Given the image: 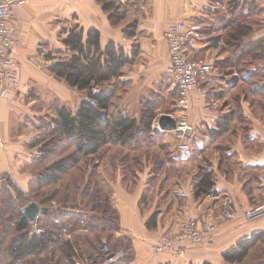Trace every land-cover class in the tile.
<instances>
[{
  "label": "crops",
  "instance_id": "crops-1",
  "mask_svg": "<svg viewBox=\"0 0 264 264\" xmlns=\"http://www.w3.org/2000/svg\"><path fill=\"white\" fill-rule=\"evenodd\" d=\"M132 20H137V29L133 36L126 37L122 29ZM177 21H193L201 26L202 40L188 48L189 55L220 62L205 79V93L192 95L191 108L186 113L193 129L189 138L199 145L191 147V152L203 156V164L213 171L217 193L196 200L192 183L198 171L197 166L189 162L194 156L189 153L192 158L182 160L179 155L182 151L165 145L175 159L165 162L164 168L168 171L158 175L160 180L153 187L155 197L151 201L147 199L140 205L151 177L150 164H146L133 181L124 183L119 175L112 181L107 180L111 187L112 207L119 213V228H113L112 237L131 240L134 257L129 264H198L204 261L226 264L222 257L225 250L252 233L264 232V216L248 221L242 215L249 207L264 201V69L251 70L258 58L243 63L232 55L234 51L239 53L240 48L251 44L257 46L264 40V0H136L118 26L109 23L107 14L95 0H22L15 17L8 22L10 33L20 39L14 54L20 85L0 93V171L4 172L13 163L12 151L9 157V151L5 153L1 147H30V139L37 137V132L43 129L39 120L44 121L50 115L47 104L53 98L62 104L69 101V87L54 79L48 71L49 65L40 59V55L48 52H64L59 37L78 25L85 30L96 28L102 47L109 40L124 41L125 46H128L127 42L137 45V61L125 66L124 78L132 81V90H151L162 84L169 63V48L163 32ZM240 25L248 26L250 30L232 52L224 44V38L229 30ZM260 51L258 49L256 53ZM247 77L250 78L245 80ZM212 107L219 111L220 117L210 112ZM167 113L175 119L183 115L180 110ZM230 116L227 130L219 137L210 138V132L218 130V123ZM24 120L35 122V126L26 123L18 125L17 129L16 122ZM198 130L201 141L192 137ZM159 132L177 135L175 131ZM180 167L186 170H176ZM24 175L19 177L20 186L23 183L26 187L29 175ZM13 180L18 182L17 178ZM161 185L163 189H160ZM227 194L234 200L236 215L224 220L221 218V201ZM54 208L50 206L53 214L95 216L80 208ZM155 212L156 224L148 227L146 223ZM189 218L215 226L208 240L197 246L186 245L183 254L176 255L177 247L161 252L154 250L162 234L175 231L182 219ZM83 224L65 237L70 239V244L75 243L73 236H77L83 247L85 236L96 229L84 228ZM90 253V262H96L100 254ZM69 260L67 257L64 263Z\"/></svg>",
  "mask_w": 264,
  "mask_h": 264
},
{
  "label": "trees",
  "instance_id": "trees-1",
  "mask_svg": "<svg viewBox=\"0 0 264 264\" xmlns=\"http://www.w3.org/2000/svg\"><path fill=\"white\" fill-rule=\"evenodd\" d=\"M95 1L100 4L103 12L107 14L108 21L112 26L121 25L126 19L127 11L132 5L136 4V0H129L130 2H127V0ZM136 29L137 20H132L124 25L122 32L126 37L133 36ZM249 30L250 28L248 26H235L228 31L224 38V44L233 52V50H236V46L241 44L242 37ZM62 36L59 38L66 50L64 52L60 51L63 54L62 57H59L57 62L50 65L48 71L66 86L86 93V96L93 100L94 104L81 98L74 111L62 105L55 108L56 121H54V124L57 127L53 129L56 134L52 137L55 138L57 136L58 140L61 141L68 140L69 142L75 143L76 147H74L73 153L60 156L55 159L56 161L50 159V165L44 168L43 164H41L43 159L46 156L54 154L58 148L52 147V145L50 146L48 144L50 140L45 141L41 138L35 140L34 142L36 143L33 146H37L39 152L33 156L31 169L34 175L29 178L28 182L31 186H37L39 190H44L60 182L64 175H67L70 170L76 168L81 158H87L88 162L93 159L94 162L95 157L104 146L115 145L124 149L126 154L128 153L125 159L127 160L129 158V161L132 163V171H130V173H133L132 180H134L137 172L143 170L146 164H150L151 177L141 197L140 205L145 204L147 199L151 201L155 197L153 187L158 183V175H161L165 170L168 171V169L164 168L165 162L167 160H174L175 158L166 147H152V142L155 140L151 127L153 119L152 109L147 114L143 113L144 115L139 121L136 118L122 113V111H114L112 109L118 88L127 82V79L124 78L125 66L132 65L137 61L139 53L138 46L133 44L129 50H126L122 44L109 40L102 47L100 43V32L96 28L85 30L78 25L72 26L65 36ZM263 48L264 40L260 44H257V46L256 44H251L240 48L239 53H235L234 51L232 55L237 57L238 61L242 60L243 63H246L247 59L255 60L258 58L260 60L263 58ZM258 49L261 51L256 53ZM215 63L218 66L220 62L215 61ZM249 78L247 77L245 80ZM95 85L100 86L101 90L97 93H92L91 89ZM230 118L231 116L221 120L218 123V130H214L212 133L210 132V138L221 136L227 130L226 127L229 124ZM146 143L151 147H141V145ZM106 148L110 149L111 147ZM190 151L193 150L191 149ZM139 152L143 154V159ZM192 156H194V159L197 156V152L194 155L192 153ZM192 156L190 155V159ZM138 159L144 163L143 166L141 165L139 167L140 169L135 164ZM101 160L103 161V159ZM96 164H93L92 170L89 171V176H87L89 178L88 184H84L82 189L80 188V183L83 184L85 180V164L79 167V175L81 176L79 177L78 175L75 180L66 184L61 190L64 192V198H67L71 194L73 183L76 182L78 192L80 191V199H86V203L82 207H79V210L86 211L87 213L93 212L95 216L85 217L87 215L85 213L84 215L83 213H81L82 215L78 213L63 215L62 212L53 214L50 210V203H52L54 197L49 196L39 201L32 199L39 206L48 208V212L38 219L40 223L44 218L48 222L42 225L44 230L41 233H29L26 229L30 223L21 212V209L29 203L27 197L25 196L21 199L22 204L19 205V208L14 205V202L12 205L4 202L0 208V264H15L23 257L27 258L33 255L39 257L49 247L54 250L52 251L54 254L53 259L50 258L48 260L49 262L52 259V264H65L64 260L67 257L70 259L67 264H74L73 261L75 259L90 262L92 259L90 252L100 254L102 245L100 244V238L102 234L109 237V239H115L112 237V230L113 228L116 230L119 228V213L111 204V187L108 185L106 178L102 177V174L99 173V165L97 166ZM38 167H40V171L37 170ZM196 168L198 175L192 183V191L195 199L200 201L203 198L217 193L214 189L215 175L213 171L207 169V165L203 164L202 161L197 162ZM126 170L124 169L125 174L122 177L124 180H127L130 176ZM95 175L100 176L102 178L101 181L95 182L93 180L96 177ZM3 182L7 187L12 186L9 180L4 179ZM163 187L161 185L160 189H163ZM176 197H180V195H176ZM66 201L68 200L66 199ZM156 216L157 213L155 212L148 219L146 223L148 227L155 226ZM4 221L7 222L5 226ZM82 224L84 228H89L90 230L96 228L94 232L85 236V245L83 247L80 245L81 239L79 240L77 236H73L75 239L74 244L69 243L70 239L62 238L59 247L57 245L54 246L55 242H57V236L62 233L63 227L66 228L68 235L72 233V229H76L77 226ZM10 230L13 232L12 239L6 247L3 243L5 242L6 234ZM115 240V248L123 247L125 256L113 264H129L134 257L131 240L126 238ZM261 246L264 249V232H255L237 241L234 246L225 250L222 253V257L226 264H263L261 262L264 261V256L259 255L256 257L251 255L255 249L258 252V248ZM263 249L260 250V253H263ZM83 254L87 258H84ZM45 261L46 259L43 261L44 263H41L48 264ZM198 264L211 263L204 261Z\"/></svg>",
  "mask_w": 264,
  "mask_h": 264
},
{
  "label": "rangeland",
  "instance_id": "rangeland-1",
  "mask_svg": "<svg viewBox=\"0 0 264 264\" xmlns=\"http://www.w3.org/2000/svg\"><path fill=\"white\" fill-rule=\"evenodd\" d=\"M70 23H71V20H70ZM72 25H74V24H72ZM63 36H65V35H63ZM118 43L122 44L126 50H129L131 48V45H129L128 42L126 43L128 46H125L124 41L123 42L118 41ZM62 49H63L62 51L65 50V48H62ZM62 55L63 54L59 53V52L58 53L57 52H48L45 55H40V59L41 60L43 59V63L50 66L54 62L58 61L59 57H62ZM125 74H126V68H124V75ZM54 79H56V78L54 77ZM56 80L59 81L60 83L64 84L62 81H60L58 79H56ZM126 81L127 82L125 84L121 85V87L118 88V91L115 94L116 97H115L113 104H112V109L114 111H117V110H119L120 112L122 111V113L129 115L130 117L134 116V117H136L137 121H139V119L142 118V116L144 114L149 113L150 110L152 109L151 113H153V119H152L151 127H152V134L155 136V140H153V142H152V144H153L152 147H165V145H171V147H176V142L178 140V136L174 135L172 132L171 133L170 132H163L162 134H159V133H161V132H159V131H161V129L159 128L158 123H157V118L161 114L167 113L168 111H171V110H173V111L174 110H180L176 106H174L176 104V101H175L176 92H175V90L169 88L165 83L163 84L164 80H163L162 84H160L155 89H151V90H148L146 88H142V89L140 88L138 90L137 89L132 90V87H133L132 81H129V80H126ZM69 89H70L69 94H68L69 95V101L67 103L62 104L58 99L53 98V100L50 102L51 105L47 104V114L50 113L49 117H46L47 119L44 121L42 119L36 120V122H38V120H39L38 123H40V125L43 126V129L39 130L37 132L38 133L37 138L33 137L30 139V142H29L30 147H1V150H3L5 153H7V151H9V157H10V152L12 151L13 163H10L4 172L0 171V208L2 207L4 202L6 204L9 203L11 205L14 202V205L19 208V205L22 204L21 199H23L25 196L27 197L29 202H32V199H36L39 201L40 199L47 198L49 196L54 197L53 198L54 200L52 201V203H50L51 207H55L54 209H58V208H56L57 206H59V207L69 206V207H75V208L82 207V205L86 203V201H85L86 199H84V200L80 199V197H79L80 191L78 192L76 182L73 183L72 188H71V194L68 195V197L66 196L67 198H64V196H65L64 192L61 190L63 189L62 187H64L66 184H69V182H72L73 180H75L78 177V175L80 174L79 167L84 165V164L86 165V171H85L86 175H85L84 183L83 184L80 183L81 189L84 187V184L85 185L88 184L89 178L87 176H89V171L92 170L93 164L95 165L96 163H97L96 164L97 166L99 165V169H100L99 173H103L102 177H105L106 180L112 181V180L117 178V175L123 177V175L125 174L124 169L125 170L128 169L126 171L129 172L128 175H130V176L128 177L127 180H124V183H127L128 180L133 181L132 180L133 179V173H130V171H132L131 170V164L132 163H131V161H129V158H127V160L125 159V156H127L128 153L126 154L125 150L120 148V146L110 145V146H104V148L100 151V153L95 157L94 162H93V159H91L88 162L87 158H81L79 160V164L76 166V168L70 170L69 173L67 175H64L62 177L61 181L57 182V184H55V185L49 186V187L45 188L44 190L43 189L39 190V188L37 186H33V185L31 186V184L28 182L29 181L28 180L26 187L24 186L23 183H22L23 186H20L21 182H20L19 177L21 174L23 176H25L24 174H28L29 175L28 179L34 175V173L32 172V169H31V166H32L31 162H32L33 156L39 152L37 146H33L36 143V142H34L35 140H38L39 138H41L42 140H45V141L50 140L48 144L50 146L52 145V147L58 148L54 154L46 156L43 159L41 164H43L44 168L46 166L50 165V163H51L50 159L53 161H56L55 159H57L60 156H66L68 154L73 153L74 147H76L75 143L69 142L68 140H62V141L58 140L57 136L55 138L52 137L53 135L55 136V134H56V132H54L53 129H55L57 127V125L54 124V121H56V113H54L55 108L62 105V106L67 107L69 110L74 111L75 107L77 106L78 99H80L82 97L84 99L87 95L86 93L81 92V91H77L74 88L69 87ZM26 123H32V127L35 126V124H34L35 122L27 121V120H24L23 122L18 123V124L16 122L15 125H16V128L18 129L19 126L25 125ZM33 130H34V128L32 129V131ZM176 134H177V132H176ZM192 137L198 138V140H200V141L203 140V139H201L202 136H201L200 130H198V133H194ZM189 142L191 144V147H197V146L199 147V145H197L194 141H191L190 138H189ZM106 147H111V148L107 149ZM141 147H151V146L147 145V143H146L144 145H141ZM25 151H27L28 154ZM190 152L188 151V152L179 153L180 158L182 160L183 159L188 160L190 158L189 157ZM18 153H20V154H18ZM22 154H24L25 156ZM139 154H140V152H139ZM140 156L143 159V154H140ZM101 159H103V161ZM203 160H204L203 156L197 155L194 159L190 160L189 162H192V163H194L193 165L197 166V162L203 161ZM135 164H136L137 168H139L141 165L142 166L144 165V163H142L140 161V159H138L137 163H135ZM37 170L40 171V167H38ZM176 170L184 171L186 169L184 167H180ZM80 176L81 175H79V177ZM14 178L15 179L17 178L18 182L15 183L13 180ZM4 179L9 180V182L12 184V186L11 187L5 186L3 184ZM101 179L102 178L100 176H96L95 178H93V180H95V182H97V181L99 182V180L101 181ZM17 184L21 188H19V186ZM66 199L68 201H66ZM47 222L48 221L45 218L42 219L41 223H40V220H38V222H36L37 226L35 225L34 227H33L34 223L33 224L30 223L29 227L26 230L29 231V233H37L36 230H38V229L43 231L44 228L42 227V225L46 224ZM6 223L7 222L4 221V226ZM0 230H1V222H0ZM12 234H13V232H12V230H10L9 233H7L5 236V242L3 241L4 242L3 244L6 245V247L8 246L9 241L12 239ZM65 237H66V235H63V234H60L59 236H57V242H55L54 246L57 245L59 247L60 240H62V238H65ZM104 241L109 244L111 249H114V250L121 249L124 252L123 247L115 248V246H116V240L115 239H109V237L102 234L101 238H100V244H102V242H104ZM46 249H45V252H43L44 254H41V256H39V257L34 256V255L27 257V258L23 257L22 259H20V261L18 263H15V264H42L41 262H43L45 259H46V261H45L46 263L52 264V259H53L52 257L54 256L52 251H54V250H52L51 247H49V249L48 248H46ZM54 249H55V247H54ZM258 249H259L258 252H257V249L253 250L251 255H254L256 257L259 255L264 256V249L262 248V246L259 247ZM261 249H263V253H260ZM76 251L78 253H80V251L78 249H76ZM63 257H64V254H63ZM50 258H52V259L48 262V260ZM76 260H79V259H76ZM73 262L75 264V260ZM86 263H89V262H86ZM261 263L264 264V261Z\"/></svg>",
  "mask_w": 264,
  "mask_h": 264
},
{
  "label": "built area",
  "instance_id": "built-area-1",
  "mask_svg": "<svg viewBox=\"0 0 264 264\" xmlns=\"http://www.w3.org/2000/svg\"><path fill=\"white\" fill-rule=\"evenodd\" d=\"M21 5L22 0H0V93L16 89L20 85L17 76L18 62L14 56L15 50L20 46V39L10 33L8 22L15 17ZM163 38L169 48V63L165 67L163 80L169 88L175 90V105L183 112L182 116L176 118V129L180 131L177 133L176 148L178 151L188 152L191 150L189 137L193 129L186 113L191 108L192 95L205 93V79L216 70L217 65L212 59L189 55L188 48L202 40L201 26L198 23L177 21L164 30ZM262 54L263 58L252 66V71L264 69V48ZM100 90V86L96 85L91 89L92 93H97ZM84 99L94 104V101L87 96ZM210 112L214 116L220 117L217 109L212 107ZM201 126L204 127V124H201ZM235 215L236 208L232 196L229 194L224 195L221 201V218L228 220ZM242 215L248 221L264 216V201L249 207L243 211ZM40 216L33 222V227ZM214 230L215 226L210 222H202L193 218L182 219L177 224L175 231L160 236L154 250L161 252L177 247L176 255L183 254L186 245H199L205 242ZM36 232L40 233L42 230L38 229ZM61 234L67 235L66 228H62ZM124 256L125 253L121 249H111L109 244L104 241L100 248L98 262L93 263L113 264L124 258ZM93 263L75 260V264Z\"/></svg>",
  "mask_w": 264,
  "mask_h": 264
},
{
  "label": "water",
  "instance_id": "water-1",
  "mask_svg": "<svg viewBox=\"0 0 264 264\" xmlns=\"http://www.w3.org/2000/svg\"><path fill=\"white\" fill-rule=\"evenodd\" d=\"M55 63V62H54ZM158 126L161 130L165 131H175L179 133L180 131L176 129V119L168 114L163 113L157 118ZM22 214L28 219L29 223L36 221L39 215H43L48 212V208L41 207L35 202H29L21 209Z\"/></svg>",
  "mask_w": 264,
  "mask_h": 264
}]
</instances>
